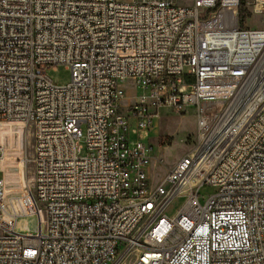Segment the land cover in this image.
Wrapping results in <instances>:
<instances>
[{
  "label": "built area",
  "instance_id": "obj_1",
  "mask_svg": "<svg viewBox=\"0 0 264 264\" xmlns=\"http://www.w3.org/2000/svg\"><path fill=\"white\" fill-rule=\"evenodd\" d=\"M257 15L264 0H0V264H264ZM60 64L64 85L47 74ZM164 106H195L197 135L154 182L153 146L127 131ZM19 125L33 174L12 187L6 129ZM23 216L37 229L19 231Z\"/></svg>",
  "mask_w": 264,
  "mask_h": 264
},
{
  "label": "rangeland",
  "instance_id": "obj_2",
  "mask_svg": "<svg viewBox=\"0 0 264 264\" xmlns=\"http://www.w3.org/2000/svg\"><path fill=\"white\" fill-rule=\"evenodd\" d=\"M177 1L183 5L192 4V0ZM246 23L252 27L264 26V17L257 15ZM47 74L55 83L60 85L67 84L72 77L71 70L62 64L55 68L49 67ZM124 86L128 95L129 93L132 95L135 91L138 94L143 92L141 88L134 89V84L130 80L125 81ZM128 104L129 98L125 97L121 101L119 108L121 114H128ZM155 111L158 112V116L154 119L151 128H139L137 120L130 116L127 135L130 140L141 139L153 146L152 163L149 167V172L153 181L158 182L194 147L197 135V119L195 106L188 107L183 113L166 106L160 107ZM6 131L11 135V142L10 140L7 141L9 151L4 158L8 164L11 163L7 180L10 181L12 187H18L16 183L20 181V178L24 182L26 175L32 177L33 174L31 163L26 165L25 168L21 163L22 157L26 154H32V129L29 126L19 125L12 126ZM3 175L4 171L0 165V176ZM213 192L214 188L208 185L202 189L204 196H208ZM184 201L185 198L182 196L175 198L167 212L168 215H174ZM17 228L19 231H34L37 229L36 219L30 216L20 217L17 222Z\"/></svg>",
  "mask_w": 264,
  "mask_h": 264
}]
</instances>
